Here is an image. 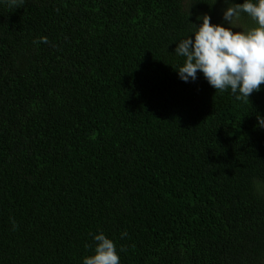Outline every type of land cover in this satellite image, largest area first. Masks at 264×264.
Segmentation results:
<instances>
[{
    "label": "trees",
    "instance_id": "trees-1",
    "mask_svg": "<svg viewBox=\"0 0 264 264\" xmlns=\"http://www.w3.org/2000/svg\"><path fill=\"white\" fill-rule=\"evenodd\" d=\"M235 3L0 0V264H82L101 231L121 264H264V84L175 55Z\"/></svg>",
    "mask_w": 264,
    "mask_h": 264
},
{
    "label": "clouds",
    "instance_id": "clouds-1",
    "mask_svg": "<svg viewBox=\"0 0 264 264\" xmlns=\"http://www.w3.org/2000/svg\"><path fill=\"white\" fill-rule=\"evenodd\" d=\"M242 14L255 26L241 25ZM198 19H202V23L196 26V31L179 41L175 49V55L184 58L177 69L179 79L185 83L195 82L199 72L216 92L230 89L237 99L250 100L264 84V0H243V3L226 7L223 21L227 26L212 23L207 14ZM236 28L240 31L233 30ZM34 43H48V38L41 37ZM257 120L258 127L264 128V116L258 114ZM91 235L95 242L94 253L83 257L82 264H121L113 239L102 231ZM125 236L126 231L121 233V238Z\"/></svg>",
    "mask_w": 264,
    "mask_h": 264
}]
</instances>
